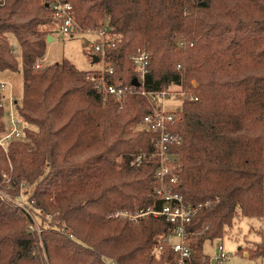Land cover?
I'll list each match as a JSON object with an SVG mask.
<instances>
[{
  "label": "trees",
  "instance_id": "16d2710c",
  "mask_svg": "<svg viewBox=\"0 0 264 264\" xmlns=\"http://www.w3.org/2000/svg\"><path fill=\"white\" fill-rule=\"evenodd\" d=\"M63 1L80 29L108 27L107 83L132 85L131 56L145 50L146 92L180 86L196 98L181 102L170 129L181 138L172 149L178 191L188 204L207 203L186 227L194 233L193 263L202 264L198 248L221 239L236 216L264 215V0ZM48 2L0 4V71L22 75L17 110L25 124L24 140L0 150V185L7 175L12 197L20 184L32 185L29 200L51 217L31 232L29 211L0 198V264H173L170 246L155 252L170 222L121 215L162 204L154 192L157 160L146 154L157 134L134 129L151 105L137 93L122 102L104 98L92 72L67 59L35 69L45 54L44 26L53 21ZM3 112L0 95V135ZM246 251L264 260V235Z\"/></svg>",
  "mask_w": 264,
  "mask_h": 264
},
{
  "label": "built area",
  "instance_id": "2783aa9c",
  "mask_svg": "<svg viewBox=\"0 0 264 264\" xmlns=\"http://www.w3.org/2000/svg\"><path fill=\"white\" fill-rule=\"evenodd\" d=\"M5 0H0L3 4ZM50 8L53 21L52 25L58 34L75 35L79 33H95L96 38L90 43V51L92 55H97L99 62L102 64L100 70L89 74L88 78L94 82V88L104 95L113 97L115 100L122 102L128 95L140 94L145 96L150 105L151 113L146 115L139 124L140 128L152 131L157 134L155 144L146 153L149 157L157 160V169L154 174L155 189L154 192L162 202L159 209L153 207L146 211H140L135 215L121 213L123 216L138 218L145 215L162 216L166 221L173 225V229L159 241L155 248V252H159L165 245L173 250V264H194L195 253L192 249V236L194 233L187 232L186 227L192 218L205 204L191 205L185 202L183 194L178 191L179 180L176 177L178 171V155L172 152L173 147L181 143V138L173 132L170 127L178 118L180 105H176L173 109H167L165 101L175 99L174 94L171 95L167 91L146 92L140 83L144 80L149 63V54L145 50H139L131 56V61L137 72L138 86L134 85H114L107 83L105 74L112 72V67L106 65L105 51L108 47L110 38L107 26H102L96 30H82L75 22L72 6L63 0H49L47 3ZM185 45L184 39L180 38L178 46ZM192 45V43L190 44ZM40 64H36L35 68H40ZM8 90L7 93L5 91ZM11 86L5 80H0V95L2 97V106L4 108L3 120L6 131L0 137V147L5 151L11 142L23 140L25 138L23 132V122L18 115L16 108V98L11 93ZM173 96V97H171ZM180 100L196 99L190 89L182 90L179 93ZM179 109V110H178ZM178 110V111H177ZM146 154H139L136 162H141ZM173 238V241L171 240ZM221 244L218 245V252L214 255H201L202 264H223L226 254L222 251Z\"/></svg>",
  "mask_w": 264,
  "mask_h": 264
},
{
  "label": "rangeland",
  "instance_id": "374dc122",
  "mask_svg": "<svg viewBox=\"0 0 264 264\" xmlns=\"http://www.w3.org/2000/svg\"><path fill=\"white\" fill-rule=\"evenodd\" d=\"M44 28L49 32L48 35L51 36L54 34L55 40L50 43L47 42L44 57L38 60L35 65L38 63L41 65L40 68H43L50 64L61 62L63 59H67L80 70H88L93 73L94 71L101 69L102 64L100 62L92 63L90 57L92 53L89 46L90 43L96 38L95 33H77L72 36L62 35L58 34V32L55 30V26L52 25V23L45 25ZM181 36L183 35H179V37ZM7 37L10 41L12 52L19 61V65H21V53L19 46L16 43V39L11 33L7 34ZM0 80H5L10 84V91L17 100L16 108L18 109L22 105L21 73L11 72L8 70L0 71ZM182 90L185 89L180 86H169L165 88L164 91H167L171 95L174 94V97L177 99L166 100L165 106L167 109H173L176 105L181 104L182 100L179 98V93ZM7 92L8 90L5 91V93ZM24 126L25 124L23 122V128ZM134 129L139 130L140 125L137 124ZM2 135H0V137ZM0 150L5 154L8 151H5L1 147ZM3 177L4 180L0 185L2 186L0 187V198L4 200L6 199L11 203L18 205L20 208H25L28 210L32 219V223L28 225V229L31 232L37 231L39 233L41 225L48 226L47 223L50 222L51 217L47 216L46 219H43L40 210L34 206L32 200H29L33 186L24 185L23 183L20 184L18 194L15 197H12L10 194H8L7 190H5L10 187L8 182L9 177L7 175H4ZM262 218H248L242 217L240 215L236 216L233 221V225L226 229L221 239L214 240L213 242H205L202 248H198V251L201 252V255L211 256L218 252V245L221 244L222 251L226 254V259L223 261V264H264V260H251L244 254V251H246V249L249 248L253 243L261 241L262 235H264V218ZM257 219H259V221H257ZM171 240L173 241V238ZM240 248L244 249L242 253L238 252Z\"/></svg>",
  "mask_w": 264,
  "mask_h": 264
},
{
  "label": "water",
  "instance_id": "95a60500",
  "mask_svg": "<svg viewBox=\"0 0 264 264\" xmlns=\"http://www.w3.org/2000/svg\"><path fill=\"white\" fill-rule=\"evenodd\" d=\"M45 5L48 6L47 3H46ZM51 40H52V37H51L50 35H47V37H46V42H50ZM90 57H91V61H92V63H97V62H99V58H98L97 55H91ZM132 85H134V86H138V85H139L137 79H134V80H133ZM178 110H179V109H178ZM178 110H177V111H178Z\"/></svg>",
  "mask_w": 264,
  "mask_h": 264
},
{
  "label": "crops",
  "instance_id": "0c3cea01",
  "mask_svg": "<svg viewBox=\"0 0 264 264\" xmlns=\"http://www.w3.org/2000/svg\"><path fill=\"white\" fill-rule=\"evenodd\" d=\"M56 34V33H55ZM51 37H52V40L50 41V42H53L54 40H55V38H54V34L53 35H51ZM50 42H48V43H50ZM46 45H47V42H46ZM80 70V69H79ZM84 71H88V70H84ZM262 218V217H261ZM263 218H264V216H263ZM262 218V219H263ZM260 219V218H259ZM259 219H257V221H259ZM261 219V220H262ZM262 228V227H261ZM244 254L246 255V251H244Z\"/></svg>",
  "mask_w": 264,
  "mask_h": 264
}]
</instances>
